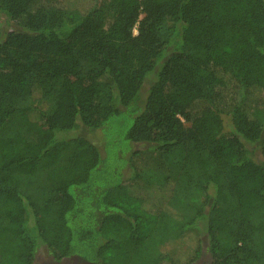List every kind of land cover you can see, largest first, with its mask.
<instances>
[{
  "label": "trees",
  "instance_id": "trees-1",
  "mask_svg": "<svg viewBox=\"0 0 264 264\" xmlns=\"http://www.w3.org/2000/svg\"><path fill=\"white\" fill-rule=\"evenodd\" d=\"M202 230L264 264V0H0V264H192Z\"/></svg>",
  "mask_w": 264,
  "mask_h": 264
},
{
  "label": "rangeland",
  "instance_id": "rangeland-1",
  "mask_svg": "<svg viewBox=\"0 0 264 264\" xmlns=\"http://www.w3.org/2000/svg\"><path fill=\"white\" fill-rule=\"evenodd\" d=\"M132 118L127 117V121H121V119L118 116L112 117L108 122H110V125L108 128V131H105L106 134V139L107 141L105 142L107 145V165L110 168L111 172H115L114 169L120 168L121 171L123 172L124 176L128 175L129 169L124 165V160L126 159L125 157L128 154V150L123 151V156L124 158L121 159L119 158V153L118 149L122 145L121 148L125 149L126 145H129V141L126 140L123 137V134L127 127L130 125ZM186 126H188V123H184ZM224 126L225 129L227 130L229 127V120L228 118L224 117ZM68 132V133H67ZM63 133H67V137H75V136H81L88 138L90 140H93L99 144L102 143V134L99 130H94V131H88L85 130L81 125L78 126L76 129L72 130L71 132L67 131ZM62 133V132H61ZM117 141L115 138H117ZM115 141V142H114ZM70 154V149L68 148L67 151L63 153V155L69 156ZM119 177V176H118ZM116 177L117 179H119ZM152 177L155 179H159L160 174H152ZM201 244H202V253L200 257L195 261L193 264H210V257L206 251V244H207V237L206 234L204 233V230H202V235H201ZM51 256L48 254L46 249L41 246L38 251L35 254V258L32 264H45L46 262H50L51 264ZM63 264H81L80 260L78 258L74 259H69L68 262H64Z\"/></svg>",
  "mask_w": 264,
  "mask_h": 264
},
{
  "label": "flooded vegetation",
  "instance_id": "flooded-vegetation-1",
  "mask_svg": "<svg viewBox=\"0 0 264 264\" xmlns=\"http://www.w3.org/2000/svg\"><path fill=\"white\" fill-rule=\"evenodd\" d=\"M74 258H78L80 260L81 264H90V263L86 262L85 260L81 259L80 257L74 256V255L69 256V257L61 258L60 260H54V259L51 258V264H63L64 262H68L69 259H74ZM45 264H50V262L49 263L46 262Z\"/></svg>",
  "mask_w": 264,
  "mask_h": 264
},
{
  "label": "built area",
  "instance_id": "built-area-1",
  "mask_svg": "<svg viewBox=\"0 0 264 264\" xmlns=\"http://www.w3.org/2000/svg\"><path fill=\"white\" fill-rule=\"evenodd\" d=\"M136 32V30H134V33Z\"/></svg>",
  "mask_w": 264,
  "mask_h": 264
}]
</instances>
